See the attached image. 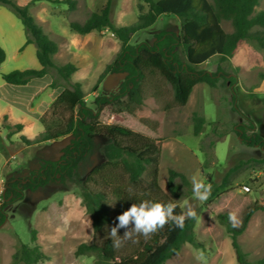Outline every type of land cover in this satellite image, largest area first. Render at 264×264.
Listing matches in <instances>:
<instances>
[{
	"label": "rangeland",
	"instance_id": "1",
	"mask_svg": "<svg viewBox=\"0 0 264 264\" xmlns=\"http://www.w3.org/2000/svg\"><path fill=\"white\" fill-rule=\"evenodd\" d=\"M13 1L20 7L28 5V13L57 44L54 60L59 64L71 63L77 68L70 83H81L87 106L95 109L96 97L110 96L117 92L123 77L104 75V70L120 52L121 44L107 30L80 36L68 26L70 21L83 22L107 0H73L74 9L56 4L55 0ZM111 1V20L118 27L134 24L147 11L146 4L141 0ZM255 11H264V0H260ZM222 28L227 33L232 32L229 22H222ZM162 30L178 32L179 21L174 17H160L152 27L132 35L129 44H152L154 35ZM24 43L25 33L20 20L0 6V47L6 54V60L0 65V95L2 92L8 94L10 88L3 82L2 74L40 68L34 54L30 55V49L20 51ZM31 57L36 59V65L31 62ZM218 65L225 72L236 76L237 105L255 122L257 132L264 138V50L255 42L244 40L227 62L220 63L218 57L214 56L199 66V69L213 72ZM46 80L39 79L36 84L41 86L30 101L39 106L43 103L42 107L37 106L42 115L40 123L35 121L33 126L27 125L20 133L10 137L3 120L6 115L1 114L6 113L12 104L2 97L4 95L0 96V192L6 179L26 177L37 169L40 160H57L61 148L68 142L67 138L36 145H26L20 141V137L25 136L24 132H27L29 140H34L46 127L53 129L69 117L64 109H50L53 93L55 99L61 88L50 89L49 83L45 84ZM107 80H110L109 84ZM158 88L161 95L151 97L154 89ZM144 93L147 98L149 96L147 106L141 111L145 118L154 119L165 106L172 104L171 89L161 80L145 85ZM230 99V89L225 83H219L216 88L205 84L195 86L185 107L174 106L165 115L163 139L160 141L148 126L126 113L115 114L108 107L100 114L101 124L126 128L158 144V182L168 196L171 197L167 189L169 170L182 173L192 187L190 190L182 187L179 196L172 197V200L182 210L187 201L197 212L193 232L203 248L185 244L164 264H240L231 237L220 223L218 215L229 217V213L234 212L239 225L248 205L255 202L262 204L264 166L253 162L262 158L263 154L242 145L234 134V125L243 120L231 112ZM12 110L15 117L23 114L15 106ZM193 114L203 117L206 122L198 136L193 135ZM213 127H216V134L212 133ZM100 161L99 155L96 156L94 163ZM193 177L203 178L206 183H210L211 192L215 187L224 185L223 189L201 204L193 195ZM176 183L180 184L179 180ZM244 185L250 188L247 194L240 191ZM32 230L35 231L34 242L31 241ZM92 234L91 219L85 212L78 192L51 184L36 192H27L22 201L8 208L7 220L0 227V264H19L15 261V254L21 244L40 248L48 257L40 264H97L93 257L74 255L78 245L91 242ZM237 240L248 262L264 259V211L253 214ZM200 252L204 254L203 261L197 259Z\"/></svg>",
	"mask_w": 264,
	"mask_h": 264
},
{
	"label": "trees",
	"instance_id": "2",
	"mask_svg": "<svg viewBox=\"0 0 264 264\" xmlns=\"http://www.w3.org/2000/svg\"><path fill=\"white\" fill-rule=\"evenodd\" d=\"M147 11L130 26L118 27L111 20L112 1L107 0L98 10L91 13L83 22L70 21L69 29L77 35L85 36L92 32L109 31L121 44L120 52L105 67L104 75H120L117 92L110 96L94 99L95 109L85 103V95L80 82L70 83L77 68L71 64H59L54 60L57 44L52 41L28 13V5L20 7L13 0H0L21 22L25 43L34 45L39 69L15 70L2 74L3 82L11 86H25L32 79L51 77L50 89L61 88L50 109H64L69 117L63 124L53 129L45 128L34 140L21 136L26 145L56 141L67 138L57 160H40L37 169L24 178L10 177L5 180L0 192V227L7 220V210L22 201L27 192H36L48 185H61L75 189L81 197L86 214L91 219L92 240L77 246L75 257H93L97 264H164L180 248L189 244L203 248L194 236L195 220H186L183 230L175 228L171 222L145 241L125 242L115 248L108 232L118 221L116 217L131 204L151 200L164 204L174 203L182 187L192 189L187 178L175 170L168 171V196L158 182L160 147L147 137L116 125L100 123V114L110 108L115 114L126 113L138 122L148 126L159 141L165 115L173 107H185L195 86L205 84L216 88L219 83L228 85L231 93L230 110L243 122L235 124L233 132L240 143L257 149L263 157L255 160L264 166V138L257 132L255 122L245 115L237 105L235 85L237 78L218 65L208 72L199 66L217 56L219 62H227L240 42L250 40L264 50V11L256 12L260 0H141ZM56 4L74 9L73 0H55ZM160 17H174L179 21V31L162 30L154 35L152 44L141 42L130 45V37L152 27ZM229 22L232 32L222 28V22ZM5 51L0 47V65L5 61ZM236 71V69H234ZM158 80L166 83L172 92V104L165 106L154 119L145 118L141 111L147 106L145 85ZM161 90L154 89L151 97H159ZM193 135L198 136L205 125V119L192 115ZM8 136L20 133L23 125L6 123ZM42 122V121H41ZM215 126V125H214ZM212 133L216 134V127ZM101 161L94 163L96 156ZM179 180L180 184L176 183ZM224 186V185H223ZM222 187H215L210 198L219 193ZM175 204V203H174ZM183 210L177 205L175 213ZM257 211H264L262 204L248 205L242 214L239 225L233 227L227 215H218L232 240L237 260L240 264H264V259L248 262L242 253L237 238L245 231L251 217ZM125 229H119L123 236ZM35 231H31V241H35ZM48 257L38 246L21 244L15 254L19 264H40Z\"/></svg>",
	"mask_w": 264,
	"mask_h": 264
},
{
	"label": "clouds",
	"instance_id": "3",
	"mask_svg": "<svg viewBox=\"0 0 264 264\" xmlns=\"http://www.w3.org/2000/svg\"><path fill=\"white\" fill-rule=\"evenodd\" d=\"M193 195L201 204L206 202L212 190V185L206 183L205 179L192 178ZM177 205L174 203H161L151 200H143L139 204L131 206L116 217L118 223L108 232L115 248L122 247L125 242L131 241L133 244L139 243V238L145 241L151 239L159 230L163 229L169 222L175 228L183 230L186 220L197 219V212L187 201L184 210L176 214ZM229 222L233 227L237 226L236 213H229ZM125 229L123 236H119L118 230ZM198 260H204L203 252L197 256Z\"/></svg>",
	"mask_w": 264,
	"mask_h": 264
},
{
	"label": "crops",
	"instance_id": "4",
	"mask_svg": "<svg viewBox=\"0 0 264 264\" xmlns=\"http://www.w3.org/2000/svg\"><path fill=\"white\" fill-rule=\"evenodd\" d=\"M32 47H34V46L33 45H27L24 48H25V50L30 49V55L33 56V54H34V56L36 58V51H35L36 49L35 48L33 49ZM31 62L33 63V65H36L38 63V61L36 63V59H34V57H31ZM41 79H47L45 84L51 83V79H50L49 75H46L45 77L40 78V80ZM38 81H39V79H32L27 85H25L23 87L8 85L10 87V88H8L9 89L8 94H6V93L3 94V92H2V95H4V96H2V95H0V96L7 99L10 102V104H12V105H9L7 112L2 113L1 115H6L7 120H11L12 122L20 123L23 125V127H25L27 125L33 126L35 121L40 123V118L42 115H41V113L38 112L37 109L42 107L43 103L39 106V104L30 102L31 99L35 96L37 89H39L41 86V85L36 84ZM59 93L60 92H58V94ZM5 95H7V96H5ZM19 97H21L23 99H17ZM52 101H54V93L52 95ZM14 106L17 109H20L22 111L23 114L21 115V117H15L14 116V113L12 110V108H14ZM37 106H39V107L37 108ZM24 135L28 138L27 132H24ZM0 161H1V159H0Z\"/></svg>",
	"mask_w": 264,
	"mask_h": 264
},
{
	"label": "built area",
	"instance_id": "5",
	"mask_svg": "<svg viewBox=\"0 0 264 264\" xmlns=\"http://www.w3.org/2000/svg\"><path fill=\"white\" fill-rule=\"evenodd\" d=\"M240 191H241L242 193L247 194V193L250 192V188H249L248 186H245V185H244V186H241Z\"/></svg>",
	"mask_w": 264,
	"mask_h": 264
},
{
	"label": "water",
	"instance_id": "6",
	"mask_svg": "<svg viewBox=\"0 0 264 264\" xmlns=\"http://www.w3.org/2000/svg\"><path fill=\"white\" fill-rule=\"evenodd\" d=\"M110 83V80H107V84H109Z\"/></svg>",
	"mask_w": 264,
	"mask_h": 264
}]
</instances>
